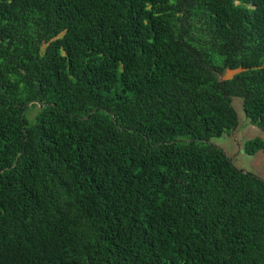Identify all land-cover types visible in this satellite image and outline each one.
Returning a JSON list of instances; mask_svg holds the SVG:
<instances>
[{
	"label": "trees",
	"instance_id": "trees-1",
	"mask_svg": "<svg viewBox=\"0 0 264 264\" xmlns=\"http://www.w3.org/2000/svg\"><path fill=\"white\" fill-rule=\"evenodd\" d=\"M233 96L264 132V0H0V264H264Z\"/></svg>",
	"mask_w": 264,
	"mask_h": 264
},
{
	"label": "rangeland",
	"instance_id": "rangeland-1",
	"mask_svg": "<svg viewBox=\"0 0 264 264\" xmlns=\"http://www.w3.org/2000/svg\"><path fill=\"white\" fill-rule=\"evenodd\" d=\"M239 69L225 70L219 78L231 77ZM231 104L237 113V124L232 129L225 131L220 137H213L210 142L220 147L232 164L243 171H248L264 179V151L259 150L254 155H248L243 151V143L247 139L261 137L264 140V132L257 126L251 124L246 118L242 107V100L239 97H231ZM38 106L28 105L26 118L31 122L37 113Z\"/></svg>",
	"mask_w": 264,
	"mask_h": 264
}]
</instances>
